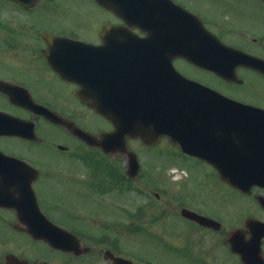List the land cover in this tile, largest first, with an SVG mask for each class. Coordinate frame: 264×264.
Masks as SVG:
<instances>
[{"label":"flooded vegetation","instance_id":"obj_1","mask_svg":"<svg viewBox=\"0 0 264 264\" xmlns=\"http://www.w3.org/2000/svg\"><path fill=\"white\" fill-rule=\"evenodd\" d=\"M174 1L180 3L182 6L190 10L197 12V14H199L200 17L204 20L205 26L211 32L217 35L225 44L238 48L250 55L264 60L263 0ZM5 5H8L9 7H6ZM3 7H6L7 9ZM0 8H2L0 9V15L2 14V16H0V81H7L12 84L22 85L30 91L31 96L38 104L59 113L61 116L73 121L78 127L84 130H87L94 134H98L102 131H111L113 129V125L106 119L96 114L95 111L89 108L87 104L83 103L77 97L76 92L79 89V85L67 79H63L48 63V60L45 56V51L49 47L47 41L44 39L45 33H52L57 36H69L81 40L87 39V37H82V35L75 30H65V27H52L50 24H48L50 22L49 15L43 17L47 21V23L44 22L45 25L40 24L36 20L37 16L35 17L34 14L31 15L35 12V9L21 7L19 4H16L14 2L8 0H0ZM103 11L107 12L106 14H108L109 16L107 22L102 24L98 29L89 26L85 28V31H89L92 29V39H87L86 41L91 42L95 45H102L104 42L105 35L103 32V28L105 24H124L110 12L104 9ZM38 17H40V15ZM123 27L125 28V30H127L124 35L129 36V33H132L134 35L136 41L133 44V49L140 47L141 55L143 53L142 50L144 48L147 49L148 46L156 45L157 47H159L163 45V42L160 41L156 43L148 41V34L142 32L139 27L132 25L129 26L126 24H124ZM26 36L28 38L27 42L33 41L32 47L34 48L32 52L33 61H30L28 63L22 62L19 59L15 60L7 54L10 52H14V50L17 49H24L25 47L20 46V43H27L21 40V37L23 38ZM122 37L123 35H118V39ZM115 44L122 45V43L118 40L112 41L111 45ZM130 44V42H127L128 46H130ZM137 52L138 51L136 50L133 51V53ZM145 59L147 58L145 57ZM173 63L177 69L180 68L179 63H183L188 67H192L193 69V66L178 58L174 59ZM237 72L239 77L241 78V83L231 85H236L238 88H240L241 93L232 94L227 91L223 92L235 99L250 103L264 110V74L258 70L247 67H240L238 68ZM31 75H34L33 78L30 77ZM192 78L203 81L194 76ZM226 84L229 85V83ZM0 111L7 112L19 119L34 124L33 131L38 136V141L11 135H2L0 136V150L8 154L9 156L27 161L30 165L38 169L39 176L34 183V189L37 193L41 208L54 223L65 227L77 236V238L75 240H72V242L70 243L66 241L65 249H55L51 247L46 241L36 240L23 229L14 227V223H17V225L20 224L17 218V214L10 209L0 207L1 209L8 210L14 214L13 222L11 221L8 224L14 230L15 235L21 234L18 235L19 242H17V245L14 246L16 251L5 255L4 264H6L8 261V264H52L50 261H48V258L52 260L53 264H55V262H57L58 264H82V262L79 261V258L92 253L96 254V258L101 255L104 263L112 264V261L106 255L109 251L113 252V250L111 249L112 245L109 243V241H107V244H100L97 241L99 240V238L94 237V235L90 231L83 230L82 232L81 229L77 227L58 221V219L52 216L48 211L47 206L45 205L46 200L44 199V194L38 189L40 183L47 182L49 180L44 179L45 173L47 172L46 175H50V171H56V169H54L52 166L53 164H55L54 160L55 156H58V152L60 153L59 156H61L63 155L61 152L70 151L72 153L65 156L74 158L78 161L82 160L83 158V149H90V147L86 146L85 143L77 137L71 135V133L64 126L57 125L46 119L42 115L36 114L32 110L24 106H19L12 103L9 100L7 94L1 89ZM80 112H84L86 114V118L80 117ZM90 117L92 119H94V117H98L100 122L97 121L93 125H90ZM43 124L53 131V137L55 138V141H61L55 142L52 140V138H50V136L48 137L47 135H40L39 130L41 128V125ZM51 141L53 142L51 143ZM131 141L141 143L140 140ZM37 144H43L45 150H38L37 148H35ZM77 146L78 149L76 148ZM91 149L100 151L97 148ZM38 151L42 153H38ZM35 153L39 154L40 157H37ZM95 154L97 155L96 161L98 164H102V162H104L106 167H110L111 162L100 155L102 154L101 151L99 153L96 152ZM204 167L211 169L210 166ZM58 168L59 167H57V172L61 171L62 175L73 174V177L75 179L84 182L86 185L90 186V189H94L92 183L94 181V178L96 177L95 173L100 171L99 168L96 167H88L85 169L82 168L77 169L76 171H71L69 170L70 168ZM210 169H208V172H211ZM109 170H111V174L113 176L114 169L109 168ZM191 173L195 175L193 172ZM52 175L54 174H51L50 177ZM55 175L60 174L56 173ZM187 177L189 178L190 176L187 175ZM194 177H196V175ZM199 179L197 184L199 183ZM214 183L217 184V182L215 181ZM218 183L220 184L218 186H223L226 189V191L219 192L218 197H212V200L217 201L218 204L211 205L206 200H198L196 196L197 190L195 191L192 185V191H190L189 188L188 191L173 189L172 191H170L171 194H168V196L164 194L162 195V191L154 192L153 190H150L149 192L154 194V197L157 201H142L140 202L139 207L143 208V211L146 215L147 213H149L148 211L146 212V208H148V210H151V217L154 214V206H160L162 204V198L164 196L169 197L172 200L171 206L169 205L162 207L166 211L163 214L165 215L166 219L177 217L183 224V228L185 230L177 243L174 242V244L173 241H171V243L169 244L170 248L175 251H178L180 253L189 251L195 252V248L192 245V242L195 239V237L193 236V231H197L199 232L198 234H203L198 235L199 239L201 240H204V236L206 234H210L213 239L218 241V245H220L219 243H222L231 253L232 258L238 259L239 264H264V206L261 205L259 201L257 202V196H264V189L254 188L253 192L247 195L241 193L240 191L230 187L223 182L218 181ZM193 184L196 185L195 182ZM209 184L211 183L209 182ZM165 187V185L164 187L162 186V188H164L163 190L167 189ZM196 187L197 189H199V186ZM117 189L125 192V200H123L124 205L121 206L124 207L125 213L128 214V216L126 217V220H118V222L123 224L125 222L122 236L127 237V235H129L132 230V210L130 209L131 206H129V203H131L130 200L132 195L130 180L123 181L122 184L114 187L115 191ZM108 192H110L112 203H116L117 206L120 207V201H115V197L118 196H116V194H113L112 189H110V191L108 190ZM138 192L140 194H143L144 192L147 193V191H145V186L140 187ZM221 193L223 194L222 196ZM245 197H252V200L255 201L254 204L253 202L248 203V201H244ZM185 210L196 212L206 218L213 219L216 221L215 223H217V225H204L201 222H198L196 219L186 216L184 213ZM86 211L89 212L90 210L87 209ZM72 214L73 216L77 217L82 216L78 214V212H76V214ZM233 216H237L240 218ZM88 218L89 220L95 221L94 224L96 223L97 225L103 226L102 228H106L109 224V222L104 218L98 217L95 214H91V216H88ZM85 219H87V217ZM140 220L146 222L148 219H143L142 217H140ZM237 228L242 229L240 237L242 238V241L245 240L248 242L250 239H253L255 243L256 248H254L253 250L248 249V252L244 253V256L242 255V253H233L230 249V246H228V244L226 243L229 232ZM110 237L113 239L112 236ZM182 237H185L186 241H183L181 239ZM101 240H109V237L103 235ZM69 245L72 248L71 250L67 248V246ZM21 246L24 249L21 248ZM85 246L89 247V251H83L85 249ZM36 247H42L43 250H38L37 252L44 253L30 255L25 250ZM47 254H50V256L48 257ZM9 257L12 258V261L9 259ZM97 262L94 261L90 263L96 264Z\"/></svg>","mask_w":264,"mask_h":264},{"label":"rangeland","instance_id":"obj_2","mask_svg":"<svg viewBox=\"0 0 264 264\" xmlns=\"http://www.w3.org/2000/svg\"><path fill=\"white\" fill-rule=\"evenodd\" d=\"M6 6V5H5ZM6 7H9L8 5ZM6 7H3L7 9ZM2 9V8H0ZM11 9V8H9ZM16 12V11H15ZM6 13V12H5ZM4 13V14H5ZM37 16L36 20L45 25L47 21L43 18L44 16H50V21L52 27H65V30H77L81 33L84 32L83 36L92 39V29L89 31H85L87 26L98 29L100 28L103 19L108 18V14L99 9L92 0H52L46 2L45 0H40L38 2L35 12L31 15ZM40 15V17H38ZM2 16V14L0 15ZM45 22V23H44ZM87 32V33H86ZM23 42H27L28 38L21 37ZM31 44V46H30ZM33 41L27 43H20V46L25 47L24 49H17L14 52H3L7 53L11 58L17 60L19 59L22 62L28 63L33 61L32 52L34 48L32 47ZM29 46V47H28ZM179 67L190 74L192 77L199 78L207 83H212L213 86L221 88L223 91H227L232 94L241 93L240 88L236 85L230 86L226 83L223 84L217 81L214 77L207 73L199 72L198 70H194L183 63H179ZM21 68V66H20ZM34 76V75H33ZM31 75L30 77L33 78ZM216 84V85H215ZM239 95V94H238ZM80 117L86 118V114L84 112H80ZM79 113V114H80ZM97 121L100 120L96 117L92 119L90 117L89 124L93 125ZM39 134L47 135L48 137H53V131L47 126L41 125L39 130ZM51 141V143L53 142ZM61 140H57L55 142H59ZM140 144V143H139ZM138 142L132 141L130 142V146L135 151L140 159L142 164V173L135 181L131 183L135 190L136 187H144L145 191L149 192L150 189L160 188L161 191H172L173 189H179L181 191H192V184L195 182L197 185V180L195 175L191 172H199L201 169L204 171L206 168H201V165L192 161H186L184 158H180L177 155H173L172 150L166 149L167 144L162 143L156 149H147L140 146ZM38 150H45L43 144H37L35 146ZM78 149V146L76 147ZM80 148V147H79ZM83 149V148H82ZM86 150V148H84ZM83 152V151H82ZM38 153H42L38 151ZM63 155L55 156V164H53V168L56 171H50L51 174H54L50 177V175L44 176V179H49L47 182H42L39 184L38 189L44 194V202L47 206L48 211L52 216L61 221L62 223H67L74 227H77L84 231H90L94 237H99L101 234L107 235H116L119 237L117 233V224L112 223L114 221H123L126 220L128 214L125 213L123 200H125V192L117 189L114 190V187L122 184L123 179L116 175L112 176L111 170L105 166V163L102 162L103 166L99 168L100 171L96 172V177L92 183L94 189H90V186L86 185L84 182H81L73 177V174L62 175L61 171L57 172V167L60 169H69L71 171H76L77 169H82L83 165H81L80 160H76L74 158H69L65 155L70 154L72 152H61ZM37 157H40L39 154L35 153ZM97 156V155H96ZM40 159V158H37ZM111 162L110 168H115V173L125 172L126 169V161L122 160L120 157L117 159L107 158ZM84 164V162H83ZM63 167V168H62ZM58 168V169H59ZM87 168V167H86ZM50 170V169H49ZM179 171L177 174L176 171ZM60 175H55V174ZM186 174V175H185ZM187 175L190 177L187 178ZM211 178V179H210ZM208 179L211 181V184H206L203 187H199L201 189H197L196 196L198 200H206L209 204L214 205L218 204L217 201H213V198L218 197L219 192L226 191L223 186L220 185L217 181V177L213 176L212 173L209 174ZM217 182L216 183H214ZM167 188H161L162 186ZM147 186V187H146ZM187 186V187H186ZM194 186V185H193ZM198 186V185H197ZM110 189L113 190V194H116L115 201H120V207L117 206L116 203H112V199L110 197ZM131 190V200L129 206L131 210L137 205L136 203L142 202L141 196L138 198L137 192ZM150 193V192H149ZM135 195V196H134ZM223 194L221 193V196ZM154 195L150 193L149 197L143 196L145 201L154 200ZM252 197H245L244 201H248V203L254 204V200ZM157 200L155 199V202ZM127 202V201H125ZM172 200L169 197L164 196L162 198V204L159 206H154V214L150 217V211L146 208V222L151 223V228H147L146 225H137L132 227V230L127 237H121L123 240L117 242V247L123 249L122 251H126L128 254L137 259L135 261L136 264H239L238 259L232 258L231 253L226 249V247L213 239L210 234H206L204 240L199 239V232L193 231L194 233V241L192 242L193 247L195 248V252H178L170 248L169 244L171 241L178 242L181 235L185 232L183 228V224L176 217L165 218L163 214L166 212L164 210V206H171ZM220 202V199H219ZM114 205V206H113ZM215 207V206H214ZM89 209L90 211H86ZM78 212V214L82 215L81 217L73 216L72 213ZM172 213V212H168ZM91 214H95L98 217L104 218L109 222L106 228H102L100 225L97 226L94 224L95 221L89 220L88 216ZM87 217V219H85ZM237 217V216H233ZM240 218V217H237ZM14 220V214L8 210H4L0 208V264H4L5 255L8 253H13L16 251L15 247L17 242H19L18 235L14 233V230L9 226L8 223ZM153 224V225H152ZM158 229V230H153ZM122 232V231H121ZM213 235V234H212ZM214 236V235H213ZM119 239V238H118ZM183 241H186L185 237L181 238ZM120 244V247L119 245ZM175 244V243H174ZM21 248H23L21 246ZM24 249V248H23ZM26 252L30 255L35 254H43L44 252H37L38 250H43L42 247H36L31 249H25ZM115 254L119 253V249H115ZM132 253H129V252ZM18 252V251H17ZM182 254V255H181ZM48 257L50 254H47ZM96 254H89L80 257L79 261L82 264H91L90 262H97L96 264H106L102 260V256L95 257ZM183 256V257H182ZM47 257V258H48ZM184 258V259H183ZM83 260V261H82ZM101 260V261H100ZM52 264V260L48 258ZM147 261L149 263H147ZM55 264H58L55 262ZM69 264V263H68Z\"/></svg>","mask_w":264,"mask_h":264},{"label":"water","instance_id":"obj_3","mask_svg":"<svg viewBox=\"0 0 264 264\" xmlns=\"http://www.w3.org/2000/svg\"><path fill=\"white\" fill-rule=\"evenodd\" d=\"M97 1L123 18L128 14V6L121 4L125 0ZM145 14L151 17L150 12ZM180 33L190 34L191 37L185 41L182 36L179 37V45L175 47L176 53L192 64L211 70L221 77H232L234 67L238 64L228 63L225 58H235V56H231L230 51L225 47L212 43L202 25L195 26V29L189 32L180 30ZM151 65L148 63L149 68ZM158 66L160 68L164 66L163 75L158 74L157 67L155 72H151L153 76L150 75L149 83L153 86L148 84V91L142 96V102L136 93H132L124 109H120L121 105H119L115 106L114 111H110L107 105L104 107L84 86L83 91L79 93L81 98L91 100L90 106L112 120L116 131L104 134L100 138L83 131L77 134L89 144L102 147L107 153L117 151L128 153L130 157L128 173L131 176L137 174L138 165L136 155L126 150L127 137H140L144 143L153 145L159 137L167 135L171 142L180 145L184 152L214 164L223 180L237 187H240L242 179L252 180L239 169L242 168L245 172V168L252 167L250 164L253 157L249 155V149L254 136L253 133H249L247 126L251 127L255 123L248 120L249 124H245L238 116V114L249 116L251 111L245 105L187 79L172 70L167 63ZM245 108L247 111L244 110ZM1 177L12 179L16 184L5 188L4 184L9 185L8 182L0 179V204L16 209L20 221L35 238L46 239L53 246H60L59 239L51 237L48 233L51 226L41 221L34 197L24 189H31L30 180L19 183L18 176L10 173L6 177L5 172ZM5 193L12 195V199L9 200ZM23 205L30 215V222L23 218ZM232 245L233 250L242 253L243 256L250 247L255 246L253 241L242 244L232 242Z\"/></svg>","mask_w":264,"mask_h":264}]
</instances>
